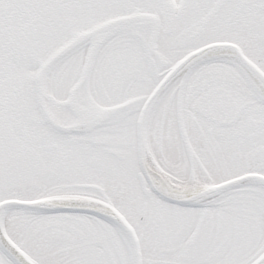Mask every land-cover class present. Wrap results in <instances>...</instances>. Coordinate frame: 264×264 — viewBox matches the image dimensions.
<instances>
[{"label": "snow or ice", "instance_id": "obj_1", "mask_svg": "<svg viewBox=\"0 0 264 264\" xmlns=\"http://www.w3.org/2000/svg\"><path fill=\"white\" fill-rule=\"evenodd\" d=\"M0 264H264V0H0Z\"/></svg>", "mask_w": 264, "mask_h": 264}]
</instances>
